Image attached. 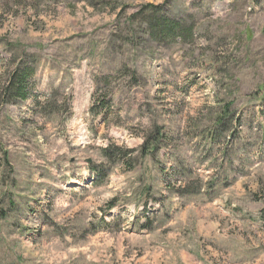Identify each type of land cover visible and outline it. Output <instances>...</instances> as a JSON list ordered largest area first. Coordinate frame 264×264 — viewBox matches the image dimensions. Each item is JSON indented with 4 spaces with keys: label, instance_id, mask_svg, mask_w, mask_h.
<instances>
[{
    "label": "rangeland",
    "instance_id": "374dc122",
    "mask_svg": "<svg viewBox=\"0 0 264 264\" xmlns=\"http://www.w3.org/2000/svg\"><path fill=\"white\" fill-rule=\"evenodd\" d=\"M16 64L0 264H264V0H0Z\"/></svg>",
    "mask_w": 264,
    "mask_h": 264
},
{
    "label": "trees",
    "instance_id": "16d2710c",
    "mask_svg": "<svg viewBox=\"0 0 264 264\" xmlns=\"http://www.w3.org/2000/svg\"><path fill=\"white\" fill-rule=\"evenodd\" d=\"M152 7V6H151ZM154 17L150 19V21H147V18H144V21L151 22V29L152 34H156L158 38H163L164 36L168 37H179L180 32H182L180 35L184 37L186 35V32L182 29V27L174 20H171L164 15H159L154 11ZM182 30V31H180ZM30 72L21 64H16L13 68L6 71L4 79L1 81L0 85V97L5 101H12L14 99H20L25 100L28 97L29 94V77ZM159 133L155 131L153 136L151 137L154 141H146V145L148 152H152V150H156L158 147H156L158 140ZM163 135L161 134V137ZM150 142V144H148ZM116 154V153H115ZM145 155L147 153H144ZM108 158H112V155H106ZM96 171V169L94 170Z\"/></svg>",
    "mask_w": 264,
    "mask_h": 264
},
{
    "label": "bare ground",
    "instance_id": "6f19581e",
    "mask_svg": "<svg viewBox=\"0 0 264 264\" xmlns=\"http://www.w3.org/2000/svg\"><path fill=\"white\" fill-rule=\"evenodd\" d=\"M76 183H77V182H75V181H72V182H71V184H76Z\"/></svg>",
    "mask_w": 264,
    "mask_h": 264
}]
</instances>
